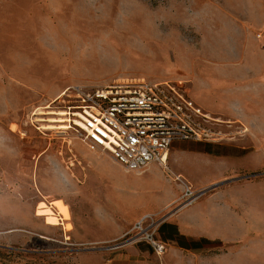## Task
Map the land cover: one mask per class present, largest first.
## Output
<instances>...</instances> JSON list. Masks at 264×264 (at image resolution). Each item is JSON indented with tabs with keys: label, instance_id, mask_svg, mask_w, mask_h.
I'll return each instance as SVG.
<instances>
[{
	"label": "rangeland",
	"instance_id": "obj_1",
	"mask_svg": "<svg viewBox=\"0 0 264 264\" xmlns=\"http://www.w3.org/2000/svg\"><path fill=\"white\" fill-rule=\"evenodd\" d=\"M263 50L264 0H0V264H71L73 222L85 235L84 225L119 218L88 191L104 183L95 158L111 155L91 150L77 128L42 127L64 117L54 113L64 110L56 102L64 90L175 82L209 116H194L206 136L175 139L174 151L239 142L250 133L239 111L260 86L250 68ZM170 157L161 168L175 182L182 175L199 189L193 180L217 178L202 197L234 190L240 217L227 226L240 238L203 240L177 261L167 259L169 244L154 254L168 264H205L216 253L264 264V165H233L221 177L218 162L199 158L202 171L192 173Z\"/></svg>",
	"mask_w": 264,
	"mask_h": 264
},
{
	"label": "crops",
	"instance_id": "obj_2",
	"mask_svg": "<svg viewBox=\"0 0 264 264\" xmlns=\"http://www.w3.org/2000/svg\"><path fill=\"white\" fill-rule=\"evenodd\" d=\"M259 54H255V64L250 68V73L255 78L254 83L260 86L253 89L254 93H250L249 98L243 100V110L239 111V118L250 129V133L242 141L234 143L194 141L189 148L174 151L171 147L170 158L173 162L185 159L189 162L192 173H196L202 171L197 159L207 158L208 161L218 162L223 166L220 170L221 177H224L223 171L233 165L243 170L264 165V81L261 80L264 75V50L259 51ZM258 117L260 124L256 126ZM88 156L89 160L94 159L91 153ZM95 160L97 163L95 161L94 164L100 167L99 175L104 183L99 187L90 184L88 191L92 199L100 197V208L110 210L119 218L100 221L95 226L93 223L84 225L83 228L87 231L85 235L77 232L73 222L72 236L78 247L74 249L76 254L71 264H168V260L165 263L164 260L161 261L144 242L130 243L116 250L109 247L145 215L165 217L159 235L171 247L167 259L174 261L184 251H196L203 240L240 238L227 226L228 220L240 217L234 211V207L241 204L234 190H222L201 197L189 207L171 213L170 205L178 202L183 186L167 175L159 164L151 163L142 171H127L111 158L108 160L96 157ZM216 179L212 177L200 183L193 181L202 189ZM247 207H251L250 202ZM71 222H66V226L63 224L62 228L66 232L72 229ZM66 232L64 237L69 238L65 236ZM65 242L69 243L67 240ZM226 256H234V253H227ZM232 262L226 261L224 255L218 253L203 260L205 264H234L235 260L232 259Z\"/></svg>",
	"mask_w": 264,
	"mask_h": 264
},
{
	"label": "built area",
	"instance_id": "obj_3",
	"mask_svg": "<svg viewBox=\"0 0 264 264\" xmlns=\"http://www.w3.org/2000/svg\"><path fill=\"white\" fill-rule=\"evenodd\" d=\"M59 102L63 103L66 125L84 133L91 150L103 149L127 171H142L151 163L166 166L175 139L201 140L206 134L194 116H203L182 85L175 82L135 81L111 84L104 88L83 90L69 88ZM76 119L82 122L77 125ZM176 181L183 190L171 213L192 205L204 195L184 177ZM165 217L145 215L111 249L130 243L146 242L162 257L168 247L160 235Z\"/></svg>",
	"mask_w": 264,
	"mask_h": 264
},
{
	"label": "bare ground",
	"instance_id": "obj_4",
	"mask_svg": "<svg viewBox=\"0 0 264 264\" xmlns=\"http://www.w3.org/2000/svg\"><path fill=\"white\" fill-rule=\"evenodd\" d=\"M68 89V88H67ZM66 89V90H67ZM66 90H64L58 97H57V99H56V102H59V99L63 96V95H65V92H66ZM51 106H49V107H47V108H50ZM62 111H60V113H56V112H54L55 114H60L61 116H64V117H61V118H57V119H50L49 121H52V122H57V124H49V125H43L42 127H45V128H52V129H62V130H68V129H73L74 127H69V125L67 126L65 123H66V113H65V111L63 110V109H61ZM200 113H201V115H203V116H209V114H204V112L202 111V109H200ZM65 122V123H64ZM76 122L78 123L77 125H82V122L81 121H79L78 119H76ZM77 129H79V130H77L78 132L79 131H82L81 130V128H80V126L79 127H77ZM64 132V131H63ZM87 144V143H86ZM102 151H104V152H107L106 150H103V149H101ZM109 155H110V153L109 152H107ZM170 153V152H169ZM169 153H168V156H169ZM168 156H167V159H168ZM113 159V158H112ZM183 177V176H182Z\"/></svg>",
	"mask_w": 264,
	"mask_h": 264
},
{
	"label": "trees",
	"instance_id": "obj_5",
	"mask_svg": "<svg viewBox=\"0 0 264 264\" xmlns=\"http://www.w3.org/2000/svg\"><path fill=\"white\" fill-rule=\"evenodd\" d=\"M162 227V226H161ZM161 227H160V230H161Z\"/></svg>",
	"mask_w": 264,
	"mask_h": 264
}]
</instances>
